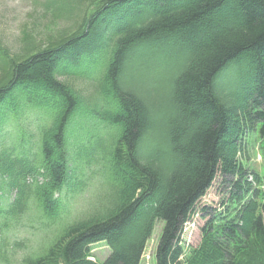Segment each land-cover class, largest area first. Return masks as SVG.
<instances>
[{
  "label": "trees",
  "instance_id": "1",
  "mask_svg": "<svg viewBox=\"0 0 264 264\" xmlns=\"http://www.w3.org/2000/svg\"><path fill=\"white\" fill-rule=\"evenodd\" d=\"M78 28L21 61L0 48V146L8 156L0 168H13L6 183L17 186L0 206V227L30 208L43 227L61 226L19 264H141L157 222L155 264H264L259 176L253 198L210 209L196 247L186 252L180 239L217 173L237 170L240 114L257 126L264 153V0H100ZM100 60L98 70H80ZM57 71L87 79L105 107L98 132L73 157L69 135L88 111ZM90 153L104 188L97 211L61 225L62 192L82 185L72 181L73 163ZM100 241L109 253L92 260Z\"/></svg>",
  "mask_w": 264,
  "mask_h": 264
},
{
  "label": "rangeland",
  "instance_id": "2",
  "mask_svg": "<svg viewBox=\"0 0 264 264\" xmlns=\"http://www.w3.org/2000/svg\"><path fill=\"white\" fill-rule=\"evenodd\" d=\"M99 2L100 0H0V48L2 47L8 55L21 61L41 50L55 46L71 33L78 31L84 17L94 11ZM68 4V9H65ZM2 61L0 60V64L3 63ZM96 64V66L94 64L82 66L83 69L80 70L85 73L91 72L94 67L98 70L102 61ZM3 66L0 65V74ZM56 77L68 83L79 93L88 111L85 116L83 114L76 116L78 125L72 135H69L68 150L72 156L73 150L83 146L82 141L98 132L94 120L98 116L96 114L103 112L105 107L103 102L98 100L94 88L87 79H79L60 71H57ZM26 120L30 123L33 121L32 118ZM236 122V127L240 128L236 136L237 154L234 156L237 170L233 174L217 173L211 187L196 203V212L184 224L180 236L181 245L186 252L199 244L202 229L211 216L210 209L212 213V211H223L228 204L238 206L240 202H247L249 197L253 198L254 191L263 187L256 182V176L264 179V153L260 149L257 126L254 129L255 125L251 124L252 127H250V121L242 114L237 117ZM25 128L28 133L33 134L31 140H36L35 126L31 124ZM4 146H0V164L8 157L5 152L1 153ZM86 157L89 159L82 156L80 161L70 162L74 167L79 164L80 167L76 169L72 181L74 183L78 181V184L82 185L80 189H77L76 194L68 192L67 189L62 192L61 196L67 204V211L61 219V225L95 213L104 193V188L98 184L99 177L92 175L91 172L97 166L95 162L98 160V155L90 153ZM90 159L92 161L89 165L87 161ZM1 169H6L8 172L1 175ZM12 169L2 165L0 184L10 181ZM26 182H31L30 176L26 177ZM237 182L240 183L241 190L234 186ZM16 194L17 186L12 187L11 182L0 185V206L11 203ZM202 208H206L205 212ZM36 215V211L30 208L19 220L8 222L9 225L5 228L0 227V251L3 252L0 264H6V262L19 264L23 256L39 251L45 234L55 235L59 231L61 227L59 223L43 227V223L41 224ZM162 227L160 222L155 224L151 237L146 243L141 264H155L154 253ZM108 253L109 249L102 241L91 245L90 257L93 260L103 261Z\"/></svg>",
  "mask_w": 264,
  "mask_h": 264
},
{
  "label": "bare ground",
  "instance_id": "3",
  "mask_svg": "<svg viewBox=\"0 0 264 264\" xmlns=\"http://www.w3.org/2000/svg\"><path fill=\"white\" fill-rule=\"evenodd\" d=\"M36 163V162H35ZM249 182V181H248ZM61 197V196H60ZM105 218V217H104Z\"/></svg>",
  "mask_w": 264,
  "mask_h": 264
}]
</instances>
